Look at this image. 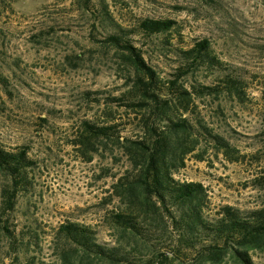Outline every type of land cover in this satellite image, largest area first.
Returning a JSON list of instances; mask_svg holds the SVG:
<instances>
[{
  "label": "rangeland",
  "instance_id": "374dc122",
  "mask_svg": "<svg viewBox=\"0 0 264 264\" xmlns=\"http://www.w3.org/2000/svg\"><path fill=\"white\" fill-rule=\"evenodd\" d=\"M104 7L126 27L143 17L177 20L169 31L133 36L163 78L181 64L182 49L206 38L225 71L244 79L243 99L224 93L200 102L238 160L201 142L205 158L189 156L176 175L204 184L210 215L219 205L253 209L264 200V0H0V141L27 146L36 162L15 208L1 214L0 264H111L75 250L57 232L76 221L95 229L99 242L120 237L108 222L114 204L106 197L126 157L109 143L88 160L74 145L80 121L102 113L106 97L130 81L123 51L105 41L112 28L100 22ZM223 73L201 66L181 81L210 84ZM6 184L0 171V206ZM252 255L264 264V251ZM219 264L235 263L227 257Z\"/></svg>",
  "mask_w": 264,
  "mask_h": 264
},
{
  "label": "trees",
  "instance_id": "16d2710c",
  "mask_svg": "<svg viewBox=\"0 0 264 264\" xmlns=\"http://www.w3.org/2000/svg\"><path fill=\"white\" fill-rule=\"evenodd\" d=\"M102 13L101 24L112 28L105 41L123 51L130 81L120 94L106 97L102 113L80 121L74 145L89 154L88 160L109 143L126 157L128 165L106 197L114 204L108 222L120 237L115 244L99 242L95 229L76 221L61 223L58 234L75 250L111 264H182L189 257L198 264H219L227 257L235 264H254L252 251H264V200L253 209L219 205L210 215L204 184L176 175L189 156L205 158L208 148L201 142L238 160L227 138L202 115L200 102L224 93L243 99L244 79L225 71L206 38L182 49L181 64L165 79L133 36L169 31L177 20L143 17L137 27H126L106 7ZM201 66L224 73L210 84L181 81ZM100 93L95 101L101 102ZM35 164L27 146L9 149L0 141V171L8 178L1 189L0 219L15 208L18 193L28 187L27 170Z\"/></svg>",
  "mask_w": 264,
  "mask_h": 264
}]
</instances>
